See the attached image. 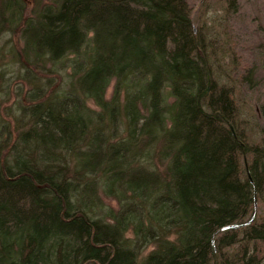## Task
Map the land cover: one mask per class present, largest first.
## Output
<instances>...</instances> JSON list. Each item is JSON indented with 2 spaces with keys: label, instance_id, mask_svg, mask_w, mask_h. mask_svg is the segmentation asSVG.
Returning <instances> with one entry per match:
<instances>
[{
  "label": "trees",
  "instance_id": "16d2710c",
  "mask_svg": "<svg viewBox=\"0 0 264 264\" xmlns=\"http://www.w3.org/2000/svg\"><path fill=\"white\" fill-rule=\"evenodd\" d=\"M0 61V264H264V143L188 0H0Z\"/></svg>",
  "mask_w": 264,
  "mask_h": 264
},
{
  "label": "rangeland",
  "instance_id": "374dc122",
  "mask_svg": "<svg viewBox=\"0 0 264 264\" xmlns=\"http://www.w3.org/2000/svg\"><path fill=\"white\" fill-rule=\"evenodd\" d=\"M26 1L30 8L33 0ZM188 1L194 26L205 35L206 54L214 76L232 90L236 131L250 144H263L264 0ZM112 90L113 85L107 89L106 98L111 97ZM246 158H241L242 168ZM107 203L117 206L112 198ZM263 207L264 198L258 201L257 215L262 214ZM152 249L149 246L144 254Z\"/></svg>",
  "mask_w": 264,
  "mask_h": 264
}]
</instances>
